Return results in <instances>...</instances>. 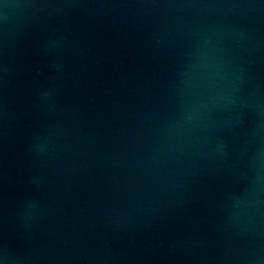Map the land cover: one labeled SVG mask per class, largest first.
<instances>
[{
	"label": "water",
	"instance_id": "1",
	"mask_svg": "<svg viewBox=\"0 0 264 264\" xmlns=\"http://www.w3.org/2000/svg\"><path fill=\"white\" fill-rule=\"evenodd\" d=\"M0 264H264V0H0Z\"/></svg>",
	"mask_w": 264,
	"mask_h": 264
}]
</instances>
